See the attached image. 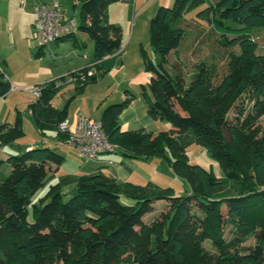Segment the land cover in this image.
I'll list each match as a JSON object with an SVG mask.
<instances>
[{"label": "trees", "instance_id": "trees-1", "mask_svg": "<svg viewBox=\"0 0 264 264\" xmlns=\"http://www.w3.org/2000/svg\"><path fill=\"white\" fill-rule=\"evenodd\" d=\"M77 1L79 28L94 44L93 58L81 70L90 64L96 69L77 82L82 88L122 65L123 33L109 18V6L119 0ZM206 2L174 0L172 6H159L150 20V44L160 60L144 57L150 77L143 91L151 94L149 114L172 126L157 133L123 130L119 118L133 94L108 105L101 117L117 149L135 158H163L187 184L186 193L153 182H121L99 169L60 176L36 203L37 192L65 156L45 145L10 154V172L0 178V264H264V52H258L251 33L264 26V0H216L197 13L228 50V72L216 82V65L202 61L186 85L179 72L167 67L169 55L186 36V13ZM57 80L38 85L41 93L29 109L41 135L56 131L65 142L69 133L59 124L67 119V107L52 103L65 85ZM12 87L0 68V97ZM25 135L18 112L14 123L0 126V146ZM194 143L219 161L223 176L213 167L190 162L187 149ZM64 186L72 188L68 199ZM122 196L133 202H123ZM157 201H166V208L145 222ZM227 226L229 238L224 236ZM250 239L253 243L245 244Z\"/></svg>", "mask_w": 264, "mask_h": 264}, {"label": "rangeland", "instance_id": "rangeland-1", "mask_svg": "<svg viewBox=\"0 0 264 264\" xmlns=\"http://www.w3.org/2000/svg\"><path fill=\"white\" fill-rule=\"evenodd\" d=\"M21 1L22 0H18L17 3H15V33H18V35L15 42V61L13 62V57H10V62L15 65V70L19 72L18 79L20 81H31L32 84L28 85L25 90L16 87L9 92L6 98H0V111L5 121L14 123L17 116L16 114H18L17 108L20 109V111H22L21 116L26 135L12 144L0 146V159L4 161L0 162V172L4 171L5 174L3 175L9 173L5 172L6 169L4 165L7 164V158L9 157V152L12 147L15 148V151H17L16 153H21L24 151V144L38 141V139L47 141L50 147L56 148L58 152L65 156V161L60 166L58 173H78L77 171H85L87 168H90L88 170L90 171L95 167L97 161L86 159L80 151L71 144L56 141L53 138V133L55 131H50V137L42 139L43 137L40 135L39 128L35 125L32 119L33 117L29 113L28 103L32 101L30 100L32 98L33 100L36 99V94L33 92V89L37 85L48 81L47 79L52 80V78L44 79V77L52 71L56 64H61L62 62L73 64L76 62L74 65H77L79 57L76 51L72 54L71 49L74 45L70 40L60 41V50H53L56 51V54L47 48L39 57L36 56L39 44L35 39V22L34 26L33 23L30 24V13H32L31 9L34 7V3L40 2L41 0H24L26 3L25 7L24 5L21 6ZM44 1L51 3L53 0ZM57 1L60 3L65 21H70L71 19L75 20L73 31L79 39V42L86 43V46L83 48L77 46L79 52L86 55V57L87 53L92 56L94 48L93 40L87 33L79 28L81 24V5L77 0ZM215 1L216 0H207L205 4L191 9L186 13L182 24L186 30V36L181 42L178 50L171 51L169 55L167 67L171 71L179 72L186 85L190 83L192 75L195 73L196 65L202 61H206L208 64L214 63L216 65L217 76L214 79L216 82L228 72V50L218 43V34L211 24L207 20L200 19L197 16L200 10L204 9L209 3ZM173 3L174 0H119L112 3L109 6L110 21L120 25L123 33L122 53L119 58L122 65L117 66L112 72L98 78L96 81L86 82L82 91L78 89L76 82H68L55 98V104L63 108L66 102H72L70 107V115L72 118H78V116L84 115L88 118L100 119L106 106L121 102L130 94H133L135 96L134 100L138 111L140 113L143 112L147 105L146 99L149 96L151 97L148 90L145 93L143 91V84L147 85L150 77L145 68L144 57L148 56L155 63L160 60L150 44V20L156 14L159 6H172ZM251 33L259 44L258 52L263 53L264 26L252 28ZM235 49L237 50V48ZM81 60L85 61L84 59H80V61ZM87 60L88 59H86V62ZM68 73L69 72L62 76H66ZM34 79L41 81L34 82ZM11 83L13 86L14 83L12 81ZM15 85L19 86L20 84L15 83ZM235 114L236 111L233 109L228 116L232 119ZM164 122L169 124L168 126H172L169 121L164 120ZM70 124L73 125L72 123ZM163 124L162 121H158L156 130H164L165 127ZM43 144L44 143L41 142L39 143L40 146ZM20 145L22 146L19 148ZM6 147L10 150L8 151L7 149L5 151L4 149ZM187 154L191 163H199L208 169L213 167L217 175L220 177L224 175V170L219 161L214 159L203 146L194 143L187 149ZM139 164L141 167L140 169L145 170L148 177H151L150 180L152 182L161 187L171 186L180 194L186 193L187 184L174 173L163 158L158 157V159H150L148 163L139 161ZM140 169L137 170L134 175L137 181H141L140 184H143L147 176L140 175L142 174ZM51 177L45 187H42L37 192L34 198L36 203H39L40 199L46 195L50 184L55 183L59 179L58 177L55 181L50 182ZM63 190L65 199H68L72 194V188L70 186H64ZM122 201L126 203L133 202L126 196H122ZM166 206V201L155 202L153 210L144 216V221L151 222L159 217ZM221 213L222 218H224L227 214L225 206H223ZM32 214L31 210V219L33 218ZM229 230V226L225 227V238H229ZM250 243H253V239L248 240L245 244L249 245ZM205 246L211 250H215L210 241H206Z\"/></svg>", "mask_w": 264, "mask_h": 264}, {"label": "crops", "instance_id": "crops-1", "mask_svg": "<svg viewBox=\"0 0 264 264\" xmlns=\"http://www.w3.org/2000/svg\"><path fill=\"white\" fill-rule=\"evenodd\" d=\"M17 1L18 0H0V4H1L0 5V68L2 69V71L4 72L6 77L10 81H12L14 83L12 89H15L16 87H19L20 89H24L25 90V88L28 87V85H31L32 82L31 81H27V80L20 81L18 79V74H19L18 70H15V65H13L10 62V57H13L12 58L13 62L15 61V48H16V43L15 42H16V37L18 35V33H15V3H17ZM43 2L46 3L47 1L41 0L40 2H36V3H34V7L31 9L32 13H30V16H31V23L30 24L33 23V26H34V22H35V18H36V16H35V8H36V6L39 3H43ZM25 4H26L25 1L22 0L21 1V6L24 5V7H25ZM109 17H110V15H109ZM72 34H73V36H71V38L59 39L57 41L51 42L48 46L43 47V49L41 50V54L43 52H45L47 48H49L50 50H52V52L55 53L57 50H60V47H61V45L59 44L60 41H62V40H64V41L65 40H70V41L73 42V45H74L73 48L71 49L72 50L71 51L72 54L75 53V51H76V53L78 52L79 61H78L77 65H74V64H76V62L73 63V64H68V62H62L61 64H56V66L53 67L52 71L48 75H46L44 77V79H46V78H50V79L51 78L52 79L58 78V77L62 76L63 74H66L67 72L72 73L74 71L83 69L92 60L93 55L90 56L87 53V57H86V55H84L81 52H79V48L77 47V46H79V47L83 48V47L86 46V43H84V42L80 43L79 39L76 37L74 31H73ZM75 39L77 40L76 43H75V41H76ZM39 49L40 48H38V50L36 51V56H38L37 54H38ZM53 50H56V51H53ZM93 53H94V48H93ZM80 59H84L85 61H82V60L80 61ZM86 59H88L87 62H86ZM113 70H111L110 72H112ZM34 80H35L34 82L38 81V79H34ZM47 80L49 81V79H47ZM40 81H38V82H40ZM15 83L20 84V85L16 86ZM76 84L78 85V89L79 90L80 89L83 90L84 87H85V85H83L82 88L81 87L79 88V85H82V84H78L77 82H76ZM62 89H61V91H62ZM7 95H5L3 97H0V98H6ZM57 95L54 97L52 103H53V105L56 108H59V109H63L65 107H67V117L66 118H67V120L69 122V128L73 130L75 128V126H76L77 118H75V117L72 118V116L70 115V107H71V103L72 102H70V101L66 102L65 106L62 108L61 106L56 105L55 102H54V100L57 97ZM150 98L151 97L149 96L146 99L147 105H146L145 109L143 110V112H141V113L137 109V105H136V102L134 100L135 98L131 101V103L122 112V114L120 115V118H119V122H120L123 130L145 129L147 131H153V132L157 133V132H159V131L156 130V126H157L156 124H157L158 121H162L164 123L163 124V126L165 127L164 130H168L169 129L170 126H168L169 124L164 122V119L153 118L149 114V112H148V100ZM30 100L34 101L35 99L33 100V98H32ZM32 101H30V103ZM30 103H28V106H29ZM28 109H29V107H28ZM17 110H18L17 112H22L18 108H17ZM29 113H30V115H32L30 109H29ZM32 119L34 120V118H32ZM89 119H92V118L89 117ZM97 120H101V118L97 119ZM5 122H8V121H5V119L3 118V114L0 111V126L3 123H5ZM34 123H35V121H34ZM70 123H72L73 125H71ZM35 125H36V123H35ZM49 133H50V131L47 132L46 136L42 135V137H43L42 139H46L47 137H50ZM53 134H54L53 138L56 141L63 142V140L59 139V137L56 136L57 135L56 131ZM35 142H37V143H35ZM40 142L44 143L43 145H45V146H49L47 141H44V140L41 141V140L38 139V141H34L32 143L24 144L23 148L25 150V149H29V148H32V147H35V146H40L39 145ZM21 146L22 145H20L19 148ZM117 148L113 152H105V153L101 154L100 159L97 161V164H95V167L93 169L88 171L90 168L89 169L87 168L85 171H81V172L82 173H90V172H93V171H96V170L100 169L103 172H105L106 174L113 175L114 177H116L121 182L128 181V182H132L134 184H140L141 181H137L136 176L134 175V173L141 168L140 164H139V161L148 163V161L150 159H152V160L153 159H158V157L153 156V157H148V158H135V157H131L129 155L124 154L121 149H117ZM7 149H8V151L10 150L8 147H6L4 150L6 151ZM16 152L17 151H15V148L12 147L10 152H9V155L10 154H14ZM0 162H4V161H2V159H0ZM6 163L7 164L4 165V168L6 169L5 172H10V169H11L10 164L8 162H6ZM59 168H58V170H60ZM58 170L55 169V171H53V173L51 175L52 177H51V181L50 182L55 181L58 177H60V176H62L64 174H69V172L58 173L59 172ZM140 171H142L141 172L142 174H140V175L147 176L146 177L147 179H145V181L143 182L142 185H145V184H147L149 182H152L150 180L151 177L150 176L148 177V175L145 172V170H141L140 169ZM77 172L78 173H74V174H82L79 171H77ZM3 174H5L4 171L0 172V178L5 176ZM146 180H148V181H146Z\"/></svg>", "mask_w": 264, "mask_h": 264}, {"label": "built area", "instance_id": "built-area-1", "mask_svg": "<svg viewBox=\"0 0 264 264\" xmlns=\"http://www.w3.org/2000/svg\"><path fill=\"white\" fill-rule=\"evenodd\" d=\"M35 16V39L39 47L48 46L51 42L72 33L75 27L74 19L65 21L60 3L57 0H53L51 3H39L35 8ZM94 74H96L95 66L90 64L88 70L80 69L64 78H58L56 84L64 85L68 82L85 81ZM33 92L36 97L39 96L40 87L37 85ZM59 129L69 133L65 143L76 147L88 160L98 161L101 154L113 152L117 148V145L108 139L101 120L89 119L80 115L73 130L69 128L67 119L59 124Z\"/></svg>", "mask_w": 264, "mask_h": 264}]
</instances>
